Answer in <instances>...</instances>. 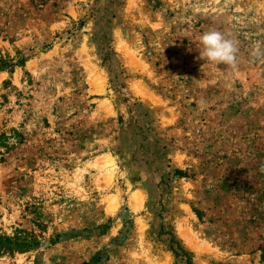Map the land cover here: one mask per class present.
<instances>
[{"label": "rangeland", "instance_id": "374dc122", "mask_svg": "<svg viewBox=\"0 0 264 264\" xmlns=\"http://www.w3.org/2000/svg\"><path fill=\"white\" fill-rule=\"evenodd\" d=\"M255 45L264 0H0V264H264Z\"/></svg>", "mask_w": 264, "mask_h": 264}, {"label": "clouds", "instance_id": "9594fccd", "mask_svg": "<svg viewBox=\"0 0 264 264\" xmlns=\"http://www.w3.org/2000/svg\"><path fill=\"white\" fill-rule=\"evenodd\" d=\"M198 59L213 65L223 64L227 68L235 70L239 64V41L232 37L231 33H226L216 28H210L199 37ZM250 55L255 61L264 62V47L253 46ZM200 106L205 103L198 102Z\"/></svg>", "mask_w": 264, "mask_h": 264}, {"label": "bare ground", "instance_id": "6f19581e", "mask_svg": "<svg viewBox=\"0 0 264 264\" xmlns=\"http://www.w3.org/2000/svg\"><path fill=\"white\" fill-rule=\"evenodd\" d=\"M98 83V82H97Z\"/></svg>", "mask_w": 264, "mask_h": 264}]
</instances>
